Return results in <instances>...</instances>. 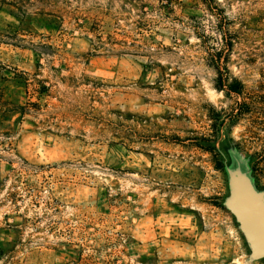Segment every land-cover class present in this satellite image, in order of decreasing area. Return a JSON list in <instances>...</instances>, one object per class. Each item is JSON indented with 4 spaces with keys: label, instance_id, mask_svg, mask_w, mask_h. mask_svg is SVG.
Returning a JSON list of instances; mask_svg holds the SVG:
<instances>
[{
    "label": "rangeland",
    "instance_id": "1",
    "mask_svg": "<svg viewBox=\"0 0 264 264\" xmlns=\"http://www.w3.org/2000/svg\"><path fill=\"white\" fill-rule=\"evenodd\" d=\"M22 7H0V264H264L226 206L237 162L264 191V0Z\"/></svg>",
    "mask_w": 264,
    "mask_h": 264
},
{
    "label": "water",
    "instance_id": "2",
    "mask_svg": "<svg viewBox=\"0 0 264 264\" xmlns=\"http://www.w3.org/2000/svg\"><path fill=\"white\" fill-rule=\"evenodd\" d=\"M226 206L235 216L250 248V259L264 257V191L258 190L237 162Z\"/></svg>",
    "mask_w": 264,
    "mask_h": 264
},
{
    "label": "trees",
    "instance_id": "3",
    "mask_svg": "<svg viewBox=\"0 0 264 264\" xmlns=\"http://www.w3.org/2000/svg\"><path fill=\"white\" fill-rule=\"evenodd\" d=\"M22 1L23 0H0V7H9L10 11H14L15 14L20 15H27L29 14L25 9L22 7ZM224 19V16L221 17L219 22L217 23V31H218V37L220 39V42L224 48L231 49L233 47V36L230 34L229 26L227 22ZM220 56V52L217 53V57ZM227 80V79H226ZM225 80L219 76L218 77V87L223 86V82ZM227 82V81H226ZM236 83L234 81H231L228 83L229 90L234 92H239L238 87L235 85Z\"/></svg>",
    "mask_w": 264,
    "mask_h": 264
},
{
    "label": "flooded vegetation",
    "instance_id": "4",
    "mask_svg": "<svg viewBox=\"0 0 264 264\" xmlns=\"http://www.w3.org/2000/svg\"><path fill=\"white\" fill-rule=\"evenodd\" d=\"M263 181H264V174H263Z\"/></svg>",
    "mask_w": 264,
    "mask_h": 264
}]
</instances>
